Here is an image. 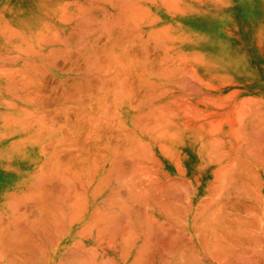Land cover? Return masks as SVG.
<instances>
[{
	"label": "bare ground",
	"instance_id": "bare-ground-1",
	"mask_svg": "<svg viewBox=\"0 0 264 264\" xmlns=\"http://www.w3.org/2000/svg\"><path fill=\"white\" fill-rule=\"evenodd\" d=\"M172 1L177 5V2ZM158 2L160 0H18L17 12L6 13L8 15L3 16L0 28V264H110V262L116 264L119 262L112 258H109L112 261L108 262L107 249L115 241L116 235L120 232L123 234L124 230L128 233L132 230V241L128 242H131V247L137 251L133 252L135 254L132 256L133 264H244L245 261H249V258L246 260L245 254H250L251 259L248 264H264V226L260 227L259 221L258 224H253L257 223L258 219L254 221V216L257 214H252L254 222L250 220L254 226L246 224L249 219L244 216L243 218L247 219H243L244 224L236 225L239 219H235V222L237 221L235 223L232 218L233 224H231L228 216L232 211L227 216L228 228H223L222 222L225 220L220 221L221 226L218 222L212 224L208 220L206 222L205 220L209 218L217 221L216 217L219 214L212 210L216 217L210 216L212 213L209 215L207 210L211 211V209H204L206 207L203 201L201 204L203 207L194 208V201L199 193L191 190L194 179H190L192 182L189 181L185 158L180 156L179 160L175 161L180 167L178 178L174 179L171 175L161 172L156 150L162 151L165 156L172 154V145L183 146L187 150L190 121L186 120L188 118L191 120L190 116L199 119V115L194 111L195 108L198 109L197 105L190 106L192 102H189L190 104L187 103L189 100L185 102L184 100L187 99L184 94L182 101L180 99L182 93L177 96L178 94L174 92L175 86L181 85L182 83H179L186 77L176 80L174 62L169 63L168 58L172 56L173 61L177 58L166 51L168 45L165 47L164 43L161 44L163 40L159 42L158 48L164 46L165 52L163 50L162 52L171 54L167 57V61L164 59L167 53L161 56L164 60L161 62L166 67L161 66V62L156 63L159 64L156 68L153 67L157 71L150 70L147 66L154 56L148 59L149 57L146 56L150 54L144 55L145 52L149 53L148 46V51L144 52L147 42L144 38L146 30L155 25L154 20L160 19L159 16H155ZM164 3L161 5L164 6ZM168 26L164 25L163 29L166 27L167 30ZM157 30L155 37L162 39L165 33L162 37V34L158 33L160 29ZM151 31L152 29L148 33ZM158 35L161 37L159 38ZM174 38L173 36L171 39ZM134 48H139L137 50L140 52H138L140 55L143 54L141 58H138L139 54ZM115 49L119 52L116 53ZM140 59L144 60L140 61ZM63 62L69 63L68 70L63 69ZM158 66L162 68L157 69ZM176 67L180 66L176 65ZM182 68H180L181 72ZM184 70L187 71L186 68ZM185 72L182 74L179 72L178 77ZM187 72L185 74H188ZM189 76L190 74L187 78L195 75L191 73ZM50 77L57 80V84L51 89L48 85ZM130 77L138 79L136 83L139 84L138 88L145 89V92L142 91L143 95L139 93L140 98L134 96L139 101L132 102L135 100L132 94H136L134 92L136 89L129 90L135 85L131 83ZM195 77L190 80H199ZM129 78L130 84L127 83ZM184 83L187 85L190 83L193 87L190 81ZM131 84H134L133 87ZM112 86H115V91H111ZM159 86L162 89H159ZM191 89L197 93L195 88ZM190 91L188 92L191 93ZM204 98L208 102L210 97H203V100ZM175 104L179 108L182 105L183 110L194 112L195 115L190 113L188 117L184 112L187 118L183 121L181 115L184 114L178 113L180 109L174 106ZM186 106L187 108H184ZM249 110H244L248 112V114L244 113L245 116L242 115L243 110L242 113L237 112L235 118L237 117L238 123L242 121L240 120L242 116L246 118V115L250 114ZM253 111L256 114L257 110L251 112ZM204 113L200 114L203 119L207 117ZM259 115L261 116V112ZM226 117L232 120L230 116ZM257 119L260 120L258 117ZM244 120L246 125L247 121ZM259 123L260 121L257 122ZM234 125H232L233 132L234 129L236 132L237 126L235 128ZM214 126L213 124V128ZM241 127L239 126L238 129H242ZM257 128H254L256 132ZM249 131L247 133H250ZM263 136L259 135V137ZM251 137L254 143L257 138ZM245 144L248 147L247 142ZM237 148L239 151V147ZM255 152L257 151L254 150L253 153L256 154ZM240 160L243 163L244 159ZM130 161L132 163L129 167ZM229 163L225 166L229 167L228 165H231ZM223 167L222 173L219 170L217 173L216 167L215 174L226 173ZM232 167L230 166L231 169L234 168ZM240 168L236 167L239 172L242 169ZM244 169L241 174H244ZM250 169L252 171L253 167ZM247 170L246 173L250 174L251 171ZM236 171L233 169V172L237 173ZM233 174H228L227 176L231 178L225 179V182H216L215 186L212 185L210 188L219 187L217 183H224L225 188L226 180L234 186L231 182L235 181L233 178H237ZM249 174L244 176L247 177ZM218 176L214 179H219ZM243 179L245 183L249 180L242 178L241 182ZM235 184L237 189L241 185L236 182ZM231 185H228V188ZM250 185L251 183L248 187ZM221 188L223 191V186ZM123 189L127 190L125 192L128 194L126 193L125 196L128 195V200L123 197ZM224 191L223 193H226L229 190ZM218 192L221 193L218 189L216 196L206 195V199L211 196L217 197ZM223 193L220 195H224ZM234 193L238 192L234 191ZM220 197L223 199L222 196ZM99 198L101 202L98 203ZM129 200L132 202L131 207ZM134 204H140L141 207H135ZM252 208L255 209L253 206ZM242 209L246 213L250 211H246L247 208ZM259 210L260 208L258 212ZM125 213V218H128L126 221L131 220L130 215L133 218L141 217V219L138 217L139 221L137 220L141 222L140 230L139 224L132 223V220L126 223L127 228H125L126 221H123ZM236 213L238 215L239 212ZM190 214L193 217L195 214L197 219L201 217L199 221L193 218L192 226L188 223ZM247 215L251 217L250 213ZM122 216L121 225L118 221ZM232 217L235 218V215ZM131 223L132 228L128 230ZM255 226L261 231H257ZM123 227L125 229H122ZM241 230L244 234L239 233ZM220 231L226 236L223 235L221 238ZM107 233L116 234L115 238L110 236L114 239L113 241L110 239V245L109 239H106L108 243L103 240ZM121 234L119 238L126 242ZM126 234H123L125 238L131 236L129 234L126 237ZM211 234L213 236L215 234V238ZM210 235L213 239L209 238ZM121 245L123 248V243ZM127 245L129 246V243ZM113 247L115 248V242ZM128 250L127 247L126 251L129 253ZM126 251L123 249L120 253L125 254ZM206 252L217 255L206 256L204 254ZM127 256L123 255V261Z\"/></svg>",
	"mask_w": 264,
	"mask_h": 264
},
{
	"label": "crops",
	"instance_id": "crops-1",
	"mask_svg": "<svg viewBox=\"0 0 264 264\" xmlns=\"http://www.w3.org/2000/svg\"><path fill=\"white\" fill-rule=\"evenodd\" d=\"M257 1H259V3L257 5H256V3H253V6H251V7L242 6L241 8H223V9L221 8V9H218L217 13H214V15L219 17V18L225 17L224 19H226L228 17V23L224 26V33L226 34V36H228L229 39L223 40V42L220 43L219 45H213V46L211 44L208 45V46L201 45V44L199 45L195 41L185 40L184 38L178 39L176 41V43H175L176 44L175 45V47H176V51H175L176 55H174V58L175 59L177 58V62H174L175 66L173 65L174 69H176L175 70L176 73L174 71V76H177L176 80L177 79H181L183 77L187 78L188 74H190V76H191V73H192V75L197 76L200 81L197 80V79H195L197 81L192 80V79H194L193 77H195V76H193V77L189 76L192 79L190 80V78H187V79L185 78V80H183L182 82H180L181 81L180 80L179 84L182 83L184 85L182 87H180L182 84L181 85L178 84L179 86H177V91H176V86H175V91L174 92L178 94L177 96H179L182 93L180 95V96H182V98H180L181 100L183 99V94H184V96H186V98L185 97L184 98L187 99V100H184V101L186 102V101L189 100L187 103H189V102L193 103V104L189 103L190 106L191 105H197L196 107L198 109L195 110L196 109L195 108L194 111H196V113H198L199 119L198 118L196 119V116H195V119H193L194 116L193 117L190 116L191 115L190 113H192V112L185 111L186 109L183 110L182 105L185 104L184 102H182L183 104L180 103V104H182L181 108L178 107L179 103H178V105L175 104L174 106H177V108L180 109V111L178 110V113L184 114V112H185V113H187L188 117L190 116V118L192 120L191 121L189 118H188V120H186V118H187L186 116L187 115L185 116V114L181 115L183 121H184V119L186 121H190L189 122V130H188V133H187L188 139L186 141L187 142V150L185 148H183V146L177 147L176 145H172V154L168 155V156H165L162 153V151L160 152L159 150H156V152H158L157 155H156L157 158H158V161H159L158 163L161 165V167H160L161 168V172L167 173L168 175H171L174 179L178 178L179 175H180V167L175 164V161L179 160L180 156L185 158L184 159L185 164H186L185 168L187 169L189 181H191L190 179H194L193 183H192L193 184V189H191V190H194L195 192L199 193L197 195L198 198H196L195 201H194V208L197 209V208H199V206L203 207V205H201L202 201H203V204L206 207L204 209H206V210L207 209H211V211L207 210L209 213L207 211H205V213L207 212L209 215L211 213L212 214L217 213V215L219 214L218 217H216L215 214L214 215H212V214L210 215L212 217L213 216L216 217L217 221H214L215 219H213V218H209L210 220L206 219L205 221L207 222V220H208V222H211V224L214 223V222L215 223L218 222L220 224V226H221V222L224 221V220L226 222L229 220V221H231L230 223L233 224V221L235 222V219L236 220L239 219V221H238L239 223H240V220H242L241 224L237 223V221H236L235 222V223H237L236 225H242V224H244L243 222H245L243 219L247 220L246 218L249 219V220H247L248 223H247V221L245 222L246 224H250L251 225L252 222L255 221V219H258V220H256V222L259 221V225H260V222H261V226L260 227L264 226V169H262V168H264V151H263V149H264V136H263V134H264V128H263L264 127V121L262 120V119H264L263 118L264 117V0H257ZM243 17H247V18L244 19ZM182 36H184V35H182ZM176 63H177V66H180V67H176ZM189 67H190V69H192L191 72L188 71V70H190ZM180 68H182V72H181ZM184 68H186V70L188 71V72L187 71L186 72L188 74H185L186 72H185ZM192 71H194V72H192ZM179 72L181 74L183 72H185L184 73L185 75L183 74L184 76L181 75L180 77H178ZM197 77H195V78H197ZM184 81L185 82H189L190 81L191 84L193 85V87L190 86V83H188V85H187V83H184ZM205 81H207V83ZM213 81H215V84H214L215 85V89L214 90H213ZM199 82H200V84H199ZM206 85H208V86H206ZM217 86H218V90L219 91H215V90H217ZM190 87L191 88H195V90H197V93H195L194 89H191ZM181 89L183 91L185 90V92H183ZM190 89H191V91H190ZM187 90L190 91L192 94L189 93ZM199 91H202V92L198 93ZM202 93H203V97H207V96H208V98L210 97L208 99V102L206 101L207 99L205 100V98H204V100H203V97L201 98V94ZM180 99L178 97V100H180ZM243 103H244V105H243ZM214 104L215 105L216 104L221 105V107H219L218 105H217V107H215ZM234 106H235V108H234ZM256 106H257V108H256ZM232 107L235 110H237V111H235V110L233 111ZM243 107L245 109H242ZM184 108H187V106L184 107ZM188 108H189V105H188ZM199 108H203V109L199 110ZM246 108H248V109H246ZM241 109L243 110V113L241 112L242 111ZM258 109H260L261 111L258 110ZM213 110H214V112H213ZM244 110H246V111L249 110V112H250L249 115H246V118L244 117L245 116L244 113H246V112H244ZM252 110H255V111L257 110L256 114H255L254 111H253L254 112V114H253V112H251ZM192 111H193V109H192ZM197 111H200V113L197 112ZM215 111H216V113L217 112L218 113L216 114ZM225 111L227 113L229 112V114H227ZM231 111H232V113H231ZM258 111L261 112V116L259 115L260 112L258 113ZM201 112L202 113L205 112L204 115L206 114L207 117L205 116L204 119H203V116H200ZM237 112L238 113L241 112L242 115H244L240 119V120H242L241 122H243L244 118H245V120L249 118L248 121L246 120L247 121L246 125L244 124V122L241 123L239 121V123H238V120H236L237 117L235 118V116L238 115ZM207 113H210V115L208 116ZM241 113L239 114V117H240ZM257 113H258V116H256ZM192 114L195 115L194 112ZM232 114H233V117H232ZM246 114H248V112ZM226 116H230L232 118V120L229 119L230 120L229 121L228 117H226ZM252 116H255V117H252ZM200 117H202V118H200ZM257 117L260 120H258ZM233 118H234V122H233ZM250 118H252V120H250ZM253 118L256 121H254ZM208 119H209V121H208ZM179 120H181V119H179ZM216 120H218V121H216ZM261 120L263 122H261ZM201 121H202V123H201ZM226 121H229L230 125ZM259 121H260V123L257 124V122H259ZM179 123H181V122L179 121ZM141 124H143V122H141ZM213 124L215 125L214 128H213ZM233 124H235L234 127L237 126V131H238L239 134L241 132L244 133V131H246L245 133H247V131H249L250 129L253 132L249 131L250 133H247V135H245V133L244 134L241 133L239 135L237 133V131L235 132L236 129H234V132L236 133V135H235L234 132H233V126H232ZM260 124H262L261 125L262 127L260 126ZM242 125H243V127H241ZM252 125H253V127H252ZM256 125H257L258 128L255 127ZM239 126L242 129H238ZM246 126H247V128H246ZM211 128H212V130H211ZM216 128H218V129H216ZM254 128H257L256 129L257 132L255 131ZM213 130H215V131H213ZM239 130L240 131L242 130V131L240 132ZM259 130H261V131H259ZM196 133H198L197 136H199V137L194 135ZM252 133H254V134L252 135ZM200 134L202 135L201 137H200ZM255 134L256 135L258 134V135L255 136ZM259 135L263 136V137H259ZM242 136H244V137L240 138ZM251 136H254V138L255 137L257 138V139L255 138L256 141H254V143L251 141V140H254V139H251V138H253ZM236 137H239V138H236ZM245 137H246L247 140L249 139V141H247L245 139ZM241 139H243V140H241ZM178 141H181V140H178ZM257 141L259 143H257ZM246 142H247V146L248 147L245 146ZM251 142L253 144H251ZM252 145H254V147H252ZM237 147H239V151H238ZM258 147L259 148L261 147L262 149L261 148L259 149ZM244 148H247V150L249 149L250 151H247ZM243 149L245 150V152H244ZM254 150L257 151V152L258 151H260V152L262 151L261 152L262 155H260V152H258L260 156L257 154V152H255L256 154H254L253 153ZM223 152H224V154H222ZM250 152H252L254 155L252 153L251 154L253 156L251 154H249ZM231 155L233 157L235 156L234 159H233V157ZM175 157H177V158H175ZM241 157H243V158H241ZM253 157H255V158H253ZM257 158H259V159H257ZM240 159H242V160L244 159L243 163H241L242 161ZM228 160L231 161V163H229ZM232 160H235V162L237 163L238 169L240 168V166H241L242 169H244L245 166H246V168L248 170L245 168L243 170L244 174H241L242 169L240 168L241 170L239 172L238 169H236V167H237V166H235L236 163L234 161H232ZM238 161H239L240 164L238 163ZM131 163H132L131 161H130V163L128 162V164H129L128 166L129 167L131 166ZM228 163L231 164V165H228L229 167L225 166ZM245 163H248V165L245 164ZM260 163L262 165H260ZM222 166H224L223 170H226V173H224L226 176L224 174L223 175L222 174H218L219 176L217 174H215V172H216L215 168L217 167L216 170H217V173H218L219 171L222 170ZM230 166L231 167L233 166L234 168L233 167L232 168L235 169V171L237 170L238 172L237 171L236 172L238 174L233 172V169H231ZM249 166L253 167V169H255V168L256 169L254 171L252 169V171H251V169H250L251 167H249ZM246 170L248 172L251 171L250 174L246 173ZM227 171H229L230 173H234L233 175L237 179H239L238 181H237V179H234V178H233V180H235V181H233L231 179V181H233L231 183L234 184V186L231 185L230 182L226 180V183L228 185L233 186V187L229 186V188H228V185L226 184L225 185L226 189H225L224 188V183H217V185H219V187L210 188V186L212 187V185L215 186L216 182H222L225 179L231 178L230 176L229 177L227 176L228 174L230 175V173L227 172ZM258 172H259V174H258ZM221 173H222V171H221ZM239 173H240V175H239ZM246 174H249V176L248 175H247V177L244 176ZM233 175H231V176H233ZM237 175H239L238 177H240V178H238ZM241 175H243V176H241ZM215 176H218L219 179H217V178L214 179ZM251 176H253L254 178L251 177ZM248 177H251L252 181ZM242 178L249 179V180H247V182L245 183V181L243 179V181H242L243 183H242L241 182ZM258 178H260L261 180L259 179V181H258ZM255 180H257V181H255ZM248 181L251 183V185L249 187H248V185L250 183L248 184ZM235 182L238 183V184H241V185H239V187L237 186L238 189L235 187V185H237V184H235ZM260 182H261V184H260ZM192 184H190V185L192 186ZM222 186H223V191L225 190L224 192H226V190H229V191H227L228 193L226 192L227 194H229L228 195L229 197L227 196L226 193H223V191L221 190ZM241 186H243V187H241ZM246 186H247V188H246ZM233 188H234V190H232ZM235 188L237 190H235ZM218 189L220 190V192L221 191L222 192L221 193L218 192L217 193L218 196L217 197H213L214 195L216 196L215 193L218 191ZM212 190H215V191L212 192ZM248 190H250V191H248ZM123 191H124L123 192V197L127 198L126 200H128V197H127L128 195L125 196V194L127 193L125 191H127V190L123 189ZM208 191H209V193H208ZM231 191H233V192H231ZM234 191L238 192L240 194V196H238L239 195L238 193L237 194L234 193ZM246 191H248V192H246ZM251 191H252V195H251ZM255 191H256V194H255ZM240 192L243 193V194H241ZM222 193L224 195H220ZM231 193L234 194V196ZM244 193H245V195H244ZM260 193H262V194H260ZM209 194L210 195L214 194V195L211 196V198L207 196L208 198L206 199V195H209ZM258 194L261 196V198H260V196ZM235 195H237V196L235 197ZM254 195H256V196H254ZM220 196H222L223 199H221ZM226 196H227V198H226ZM250 196H252L253 198L250 197ZM217 198H219V199H217ZM258 198H260V199H258ZM199 199H201V200H199ZM209 199H211V201H209ZM225 199H227V200H225ZM243 199H245V200H243ZM246 200L249 201V202H247ZM259 200L260 201L262 200V202H259ZM99 201L101 202V198L98 199V203H99ZM129 201L131 203V204L129 203V207H131L132 206V202H131V200H129ZM241 201H243V202H241ZM198 202H199V204H198ZM232 203L235 206L234 205L232 206L231 205ZM254 204H255V206H254ZM236 205H239V207L236 206ZM245 205L246 206L248 205V207H246ZM134 206L135 207L138 206V208H139L140 204L139 205L134 204ZM252 206L254 208L259 206L258 208H255L257 212L255 211V209L252 208ZM233 207H235V208H233ZM215 208H219V209L217 210ZM222 208H224V209H222ZM237 208L238 209L240 208L241 210L239 209V210L235 211V209H237ZM242 208H247L246 211L250 210L249 213L251 214V217H250V215H247L249 213L248 212L247 213L244 212V209H242ZM259 208H260L261 212H260V210L258 212ZM212 210H213L214 213L212 212ZM251 210L253 212H251ZM230 211H232V212L235 211V212H233V213L231 212L230 213ZM242 211L244 213H242ZM236 212H239L238 215H237ZM194 213H195V210H194ZM229 213L232 216L235 215V218H233L231 215H229ZM191 214L189 216L188 223H190L191 226H192V224H193L192 221L194 220L193 218H195V214L196 213L194 214V217ZM252 214L253 215L257 214L258 215V216L256 215L257 217L254 216V221L252 220V218H253ZM125 215H126V213L123 215L124 216V220H123L124 222L126 221V218H127V217L125 218ZM123 216L118 221L119 224L122 223L121 220L123 219ZM127 216H129V215H127ZM219 216H221V217L219 218ZM227 216L230 217V219ZM243 216L246 217V218H243ZM129 217H131L132 223L136 222L137 224H139V223L141 224V222H137V220L139 221L138 217H140V216H135L133 218V216L130 215ZM198 217H200V216H198ZM200 218H198V219L200 220ZM227 218H228V220H227ZM231 218L233 219V221H232ZM140 219H141V217H140ZM196 219H197V217L195 218V221H199L198 219L197 220ZM218 219H223V220H219L218 221ZM127 220H128V218H127ZM250 220H252V222ZM130 221H126L125 222V228H127L126 227L127 226L126 223H130ZM225 221L222 222V224L224 226V227L223 226L222 227L223 228H225V227L228 228L229 222L226 223ZM132 223L128 227V230H131ZM140 224H139L140 227H138L139 230L141 228ZM253 224L254 225L258 224V222L257 223H253ZM258 227H256L257 231H261L260 229H258ZM125 228L123 227L122 229H125ZM237 229H239L238 226H237ZM242 230H241V232L239 231V233H243L244 231L242 232ZM125 232L128 233L127 231L124 230L123 234H126ZM131 232H132V230L129 231V233H128V235L131 234V236L130 235L128 236L126 234V237L128 236V238H125V235L123 236V234H121V232L120 233L117 232L118 233L117 235L114 234V235H116V238L114 237V235L112 233H111V235L107 233L108 237L106 236V238L105 237L103 238V240H105V241H107L108 239L110 241V239L112 238L110 236H113L115 238V241H113L114 239H111V241L115 242V248L116 249L113 247V242L111 243V241H110L108 243V241H107V243L109 245L111 243V247L109 246V248L107 249L108 262L112 261V259L113 260L115 259L114 261L119 262V263H116V264H128V263L133 264L132 256L137 251H135L136 249H133L131 247L132 243L128 242V241H132V233ZM114 233H116V232H114ZM189 233L190 234L191 233L194 234L195 232L194 233L193 232H189ZM219 233H220V235H219ZM219 233L216 232V234H218L220 237L224 235L223 231H220ZM119 234H121V236L124 239L127 240L126 242L129 243V246L127 245L128 243L126 244V242L124 240L119 238L120 237ZM258 234H260V233H258ZM211 235L209 236V238H211V239H213L212 237L215 238V234H214V236L212 235V237H211ZM227 235H229L228 232H227ZM225 236L226 235H224L223 237H225ZM129 237L131 238L130 240H129ZM223 237H221V238H223ZM122 243H123V248H122V245H121ZM126 246L129 248V250H128L129 253L126 251L127 250ZM125 247H126V249H125ZM123 249L126 251V253L130 254V255H128L126 253L125 254L122 253L124 256L128 255L126 258L124 257L125 258L124 261H123V255L120 253V251L122 252ZM101 251H102V249H100V252ZM204 254L206 256H208V255H212V256L213 255H217L215 253L211 254V253H208V252H206ZM119 255H122V256H119ZM242 256H243V253L241 254V257ZM244 256L245 257L247 256L246 260H247V258H249L248 262H250V259H251L250 258V254H248V255L245 254ZM109 258H112V259L109 260ZM210 260L212 262V259H210ZM248 262L245 261L246 264H248ZM112 263L113 262H110V264H112Z\"/></svg>",
	"mask_w": 264,
	"mask_h": 264
},
{
	"label": "rangeland",
	"instance_id": "rangeland-1",
	"mask_svg": "<svg viewBox=\"0 0 264 264\" xmlns=\"http://www.w3.org/2000/svg\"><path fill=\"white\" fill-rule=\"evenodd\" d=\"M171 1L172 0H167V2H166L165 0H160V2H158V4L156 5V9H155V14H156L155 16H157V17L159 16L160 19L158 18L159 20L158 19L154 20L155 25L150 26L146 30L147 32H146L144 39L147 42L145 43L146 48H145L144 52L148 51L147 50V46H148V49H149L148 52L149 53L147 54V52H145L144 55L146 56V55L150 54L149 56H146V58L149 57L148 59H150L151 57L154 56L149 61V63H148L149 65L146 63L147 66H149L148 68L150 70L153 69V67L156 68V66L159 65L156 63L164 61L163 59H161V56H163L164 54L167 53V52L166 53L162 52V50L164 49L163 47L165 45L166 46L168 45L167 46L168 48L166 49V51L168 50V52L171 53L172 55H176V53L174 51H176V47H175L176 44L175 43L178 39L184 38L185 40L195 41L199 45L201 44V45H206V46H208L210 44L212 46L213 45H219L220 43L223 42V40L229 39L228 36H226V34L224 33V26L228 23V17L226 19H224L225 17L219 18V17L215 16L214 13H217L218 9H221V8L222 9L223 8H241L242 6L251 7V6H253V3H256V5L259 3V1H257V0H203V1L202 0H178V1L174 0V2H177V5H176L175 3L173 4V1L172 2ZM163 2L167 3V5L165 3H164V6L161 5V3H163ZM17 3H18V0H0V6H1L0 7V28H1L2 21H3V16L6 13L9 14V13L17 12V10H18V6L16 5ZM166 7L169 9H167ZM174 7H176V8H174ZM167 10H169L170 12L169 11L167 12ZM8 14H6L5 16H7ZM157 17H155V18H157ZM243 18L246 19L247 17H243ZM185 24H187V26H185ZM164 25L165 26L169 25L167 27L168 28L167 30H165L166 27L163 29ZM155 28H156V30L160 29V31L158 32L159 35L162 34L161 36L163 37V35H164L163 33H165V35L167 36L168 39L166 38L165 35H164L165 38L163 37L161 39L160 38L161 36H159V35L158 36L160 39H158V37L156 38L155 36H156V34H157L156 32L158 30L157 31L153 30ZM149 29L150 30L152 29V31L150 33H148V31H150ZM153 31H155V32H153ZM182 35H184V36H182ZM173 36L175 38L171 39ZM149 40H151V41L154 40V41L151 42ZM161 40H163V41L161 42ZM159 42H161V44L164 43V46L160 45V46H162V48L161 47L158 48ZM154 44H156V45H154ZM169 47H171V48H169ZM135 49L136 48H134V50ZM137 49H139V48H137ZM115 50L117 51L116 53L119 52L118 49H115ZM138 51L139 50H137V52H136L137 54H139L138 58H141V55H143V54L140 55V53H139L140 51L139 52ZM171 54H168L167 56L165 55L164 59H166V61H167V57H169ZM171 57L168 58V60L170 61L169 63L177 62V59L175 61H173ZM138 58H137V60H138ZM142 58H144V57L142 56ZM142 60H144V59H142ZM142 60L140 59V61H142ZM154 60H155V62H153ZM161 63H160V65H161ZM164 63L168 65V63H166V62H164ZM176 65H177V63H176ZM68 66H69V63L63 62V69L68 70L69 69ZM161 66L164 67L165 65L162 63ZM170 66L171 65H169V67ZM159 68L160 67L158 66L157 69H159ZM155 71H157V70L155 69ZM130 78L132 79V77H130ZM130 78L127 80L128 84H130L129 83V80H131ZM133 79L131 80L132 82L131 81L130 82L134 83L135 85L131 84L132 87H133V85H134V87H133V89H131V87H130L129 90L134 91V89H136L134 91L136 94H134V93L132 94L133 99L135 98V100L132 99L133 100L132 102H135V101H139L138 99L136 100V97L140 98L141 96H139V95L140 94L143 95V92H145V89L143 87H142L143 89L140 87H139L140 88L139 89L138 88L139 84L138 85L136 84L138 82V79H135V78H133ZM151 81L153 82L154 80H151ZM55 84H57V80L50 77L49 81H48L49 89H51L52 86ZM214 84H215V81H213V90L215 89ZM0 86H1V84H0ZM145 86L146 85H144V87ZM125 87H126V85H125ZM127 87H126V89H128ZM64 88L65 87H63V89ZM114 88H115V86H112L111 91H115ZM158 88L162 89L161 86H159ZM176 91H177V86H176ZM215 91H219L218 86H217V90H215ZM135 95H136V97H134Z\"/></svg>",
	"mask_w": 264,
	"mask_h": 264
}]
</instances>
